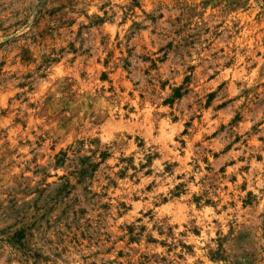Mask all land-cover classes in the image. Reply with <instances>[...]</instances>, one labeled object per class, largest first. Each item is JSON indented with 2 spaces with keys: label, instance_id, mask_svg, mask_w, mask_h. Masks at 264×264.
<instances>
[{
  "label": "rangeland",
  "instance_id": "374dc122",
  "mask_svg": "<svg viewBox=\"0 0 264 264\" xmlns=\"http://www.w3.org/2000/svg\"><path fill=\"white\" fill-rule=\"evenodd\" d=\"M0 264H264V0H0Z\"/></svg>",
  "mask_w": 264,
  "mask_h": 264
}]
</instances>
